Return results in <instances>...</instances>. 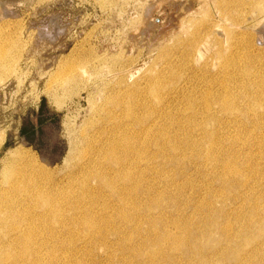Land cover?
Masks as SVG:
<instances>
[{
  "label": "rangeland",
  "instance_id": "374dc122",
  "mask_svg": "<svg viewBox=\"0 0 264 264\" xmlns=\"http://www.w3.org/2000/svg\"><path fill=\"white\" fill-rule=\"evenodd\" d=\"M112 150L138 168L123 226ZM12 185L35 223L62 209L35 224L58 264H264V0H0Z\"/></svg>",
  "mask_w": 264,
  "mask_h": 264
},
{
  "label": "bare ground",
  "instance_id": "6f19581e",
  "mask_svg": "<svg viewBox=\"0 0 264 264\" xmlns=\"http://www.w3.org/2000/svg\"><path fill=\"white\" fill-rule=\"evenodd\" d=\"M113 153L114 152L112 150L107 154L108 157L111 158L110 160L112 161L111 163H113V166L105 170H107L108 173H114L117 175H114L115 177L113 176L109 179L108 177H102L101 187H103V191H106L108 194L110 193L113 195H109L112 199H116L119 197H122L124 199V201L122 202V208H129L127 209L129 213L127 212L126 214L129 216H123L122 218V221L126 223H118V225L123 226L124 224L128 225V223L133 220V215L136 213L131 214V211L134 210V212H136V210L141 209L139 207L141 204L130 198L132 196L133 190L137 189L136 187H134L132 179L134 176L133 173L136 172L138 168L137 166L133 167L132 164L127 165L128 158H130L131 154H134L133 152H127L125 154H122L121 156L116 155V157L112 155ZM7 183H5L4 186ZM9 184L11 185V183ZM15 185H12L7 192L4 190L0 191V264H58L56 261H54L53 258L44 259L39 255V253L36 255V252H39V247L37 248V245L35 243V224L38 223L37 218V222L35 223V196L33 195L34 193L30 194L29 192H27L29 193L27 195H25L26 193L24 195H20L23 193L19 192V188H17V190L19 189V191H17L16 188L13 187ZM22 185L20 184L21 187ZM120 186H127V188L120 190ZM24 188L22 187V191ZM8 193H11V199L7 198ZM109 196L105 194L103 195V197L105 198ZM42 205V208L44 210H42L43 212L39 215V217L37 216L42 223H46L47 221L51 224L59 223L56 225V227L59 228L68 226L67 224H65L66 218L61 215L62 209H60V207L56 206L55 203V207L53 206V204L51 206L50 203L47 204L46 202H43ZM120 207L121 206H119L117 210H119ZM149 208H151V210L157 209L156 207ZM89 213H91V210L89 211ZM139 213H141V211H139ZM82 216L83 215H81L80 218ZM40 223H38L37 226H39ZM94 225L95 224L92 222L86 223V226L90 229H92ZM39 227H42V225ZM50 235L52 236V233H50ZM178 241L181 240H176V242L173 241L172 246L175 245L176 247H180L181 243L176 244ZM39 244L40 242L38 243V245ZM180 248L183 249V247ZM51 252H53V250ZM136 252H138V249L136 250Z\"/></svg>",
  "mask_w": 264,
  "mask_h": 264
}]
</instances>
